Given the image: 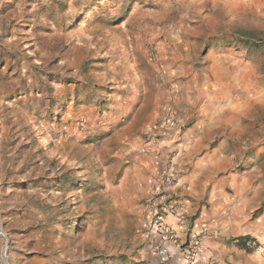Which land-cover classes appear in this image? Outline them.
<instances>
[{
  "label": "rangeland",
  "instance_id": "rangeland-1",
  "mask_svg": "<svg viewBox=\"0 0 264 264\" xmlns=\"http://www.w3.org/2000/svg\"><path fill=\"white\" fill-rule=\"evenodd\" d=\"M205 90L264 170V0H0V264H143L154 125Z\"/></svg>",
  "mask_w": 264,
  "mask_h": 264
},
{
  "label": "crops",
  "instance_id": "crops-1",
  "mask_svg": "<svg viewBox=\"0 0 264 264\" xmlns=\"http://www.w3.org/2000/svg\"><path fill=\"white\" fill-rule=\"evenodd\" d=\"M206 92L207 97H200L197 104L189 97L181 105L179 125L171 132L165 129L172 125L170 119L159 128L154 125L155 136L161 139L150 147V154L143 156L144 162L150 171L162 174L169 171L177 180L173 198L183 204L185 214L181 220L170 216L167 221L180 236V246L188 237L203 235L207 259L212 264H264V198L260 200L264 187H260L259 178L264 170L256 167L236 170L244 159H252L250 153L241 151L237 166L233 156L230 159L218 146H211L216 139L213 132L222 124L221 115L238 109L233 105L227 108L222 96ZM197 108L202 120L182 130L188 111ZM260 153L257 150L253 157ZM222 170L225 173L220 175ZM147 238L143 264H182L179 245L164 244L172 255L165 259L155 251L156 246L162 245L160 239Z\"/></svg>",
  "mask_w": 264,
  "mask_h": 264
},
{
  "label": "built area",
  "instance_id": "built-area-1",
  "mask_svg": "<svg viewBox=\"0 0 264 264\" xmlns=\"http://www.w3.org/2000/svg\"><path fill=\"white\" fill-rule=\"evenodd\" d=\"M177 180L175 176L167 171L161 180L163 193L147 200L146 210L148 212V235L157 237L162 242L161 246H156L158 256L165 259L171 258V253L164 247L169 243L179 245L180 236L176 229L168 223V217H175L181 220L184 216L183 204L173 198V191L176 188ZM204 236L197 235L188 237L183 246L179 245L180 254L183 257L182 264H212L207 259V249L204 245Z\"/></svg>",
  "mask_w": 264,
  "mask_h": 264
},
{
  "label": "bare ground",
  "instance_id": "bare-ground-1",
  "mask_svg": "<svg viewBox=\"0 0 264 264\" xmlns=\"http://www.w3.org/2000/svg\"><path fill=\"white\" fill-rule=\"evenodd\" d=\"M5 263L7 264V259L5 258Z\"/></svg>",
  "mask_w": 264,
  "mask_h": 264
},
{
  "label": "water",
  "instance_id": "water-1",
  "mask_svg": "<svg viewBox=\"0 0 264 264\" xmlns=\"http://www.w3.org/2000/svg\"><path fill=\"white\" fill-rule=\"evenodd\" d=\"M6 251H7V247H6Z\"/></svg>",
  "mask_w": 264,
  "mask_h": 264
},
{
  "label": "trees",
  "instance_id": "trees-1",
  "mask_svg": "<svg viewBox=\"0 0 264 264\" xmlns=\"http://www.w3.org/2000/svg\"><path fill=\"white\" fill-rule=\"evenodd\" d=\"M241 245V244H240ZM243 246V245H242Z\"/></svg>",
  "mask_w": 264,
  "mask_h": 264
}]
</instances>
